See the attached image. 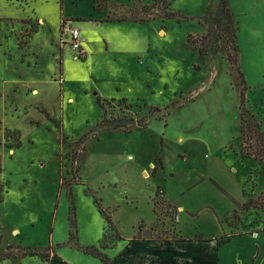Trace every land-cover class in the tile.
I'll list each match as a JSON object with an SVG mask.
<instances>
[{
	"label": "rangeland",
	"instance_id": "obj_1",
	"mask_svg": "<svg viewBox=\"0 0 264 264\" xmlns=\"http://www.w3.org/2000/svg\"><path fill=\"white\" fill-rule=\"evenodd\" d=\"M95 1L108 16L74 18L81 29L72 20L87 40L80 54L53 7L34 34L39 22L19 31L21 9L0 0L15 24L0 42V255L12 259L0 264L54 253L104 264L85 248L255 231L243 259L255 248L264 264V0H230L237 67L190 40L206 34L202 17L218 0ZM90 12L91 0H72L73 15ZM243 109L261 140L242 134ZM106 117L136 125L103 128Z\"/></svg>",
	"mask_w": 264,
	"mask_h": 264
},
{
	"label": "crops",
	"instance_id": "obj_2",
	"mask_svg": "<svg viewBox=\"0 0 264 264\" xmlns=\"http://www.w3.org/2000/svg\"><path fill=\"white\" fill-rule=\"evenodd\" d=\"M5 4H9L12 7L21 9L22 15L18 23V30H22L24 23L26 24L27 19L35 22H39V28L36 29L34 34H37L41 28L47 23V19H50L49 15H46L41 9L49 5L53 7L54 14L56 16L57 31L60 32L61 24L64 20H73L74 18H80L87 20L101 21L103 16H108V12L97 9V2L91 0L92 12L85 16H76L72 14V0H1ZM87 18V19H86ZM4 17L0 16V24H5L3 30L0 28V42L4 39L6 40L10 35H14V22H3ZM74 21V20H73ZM82 21V20H81ZM75 22V21H74ZM79 22V21H77ZM75 22L74 25L78 23ZM77 23V24H76ZM80 28V26L77 25ZM9 34H6L7 31ZM81 29V28H80ZM6 31V32H5ZM82 31V30H81ZM82 34L83 31H82ZM33 36L31 37V39ZM30 39V41H31ZM87 40L85 37L84 48L88 51L86 44ZM30 43V42H29ZM28 43V44H29ZM4 45V42L0 43ZM4 57L6 52L3 53ZM33 92H37L36 89ZM188 211V210H187ZM180 219V216H179ZM262 229V228H261ZM14 231H18L15 229ZM231 232V231H230ZM202 236L194 237H178L173 241L166 240H153V239H139V240H128L124 246H121L118 251L113 254H108L113 260V264H249L247 260L243 259L244 251L247 246H251L256 239L259 238L260 232L255 231L254 233L238 232L232 234L230 237L220 242L222 238L218 236ZM224 234V233H223ZM245 234V235H244ZM222 235V234H220ZM249 239H247V236ZM257 235V236H254ZM200 237V238H199ZM255 238V241H252ZM248 240L249 242H245ZM243 244H239V242ZM116 243H113L109 248H114ZM119 243L116 245L118 246ZM10 246V247H9ZM8 248H13L10 244ZM105 249V250H107ZM8 250V249H7ZM250 256V264H255L254 260L256 258L255 253L259 254V249L254 248ZM50 264H70L66 260H62L58 254H53ZM30 256L32 255H23ZM21 256V257H23ZM20 257V258H21ZM39 257V256H37ZM19 258V264H21ZM41 258V257H40ZM252 259V262H251ZM12 260L9 257L0 255V262H9ZM46 261V260H45ZM45 264H48L47 261Z\"/></svg>",
	"mask_w": 264,
	"mask_h": 264
},
{
	"label": "trees",
	"instance_id": "obj_3",
	"mask_svg": "<svg viewBox=\"0 0 264 264\" xmlns=\"http://www.w3.org/2000/svg\"><path fill=\"white\" fill-rule=\"evenodd\" d=\"M175 16L174 13L168 15V17ZM202 21L207 26V32L204 35L192 36L191 41L197 46L202 54H217L226 53L232 66L237 67L239 61V40L238 32L239 26L234 18V13L230 6V0H218L216 7H208L205 14L202 17ZM155 110H159L158 107ZM248 112L242 110L241 118V132L244 136H247L246 140H253L256 136L257 139L263 138L256 120L253 118H245V114ZM136 124L134 122L128 123L123 118H103L101 126L103 128L120 129L125 128L130 130ZM257 127V128H256ZM256 128V130L254 129ZM254 134L256 136H254ZM248 156H257L254 152H244ZM96 203L101 213L106 216L107 222L111 225V215L109 214L108 208L103 207L100 199L96 198ZM262 208V207H261ZM201 237V236H200ZM199 237V238H200ZM107 245H96L87 246L85 251L93 256L99 257L104 264H113V260L102 251ZM32 256L34 254H31ZM51 261L48 262L50 264Z\"/></svg>",
	"mask_w": 264,
	"mask_h": 264
},
{
	"label": "built area",
	"instance_id": "obj_4",
	"mask_svg": "<svg viewBox=\"0 0 264 264\" xmlns=\"http://www.w3.org/2000/svg\"><path fill=\"white\" fill-rule=\"evenodd\" d=\"M68 24H71V26L67 27V33H68V44L77 52L80 54H85L86 49L84 48V42L85 37L83 36L81 30L75 26H72V21L69 20Z\"/></svg>",
	"mask_w": 264,
	"mask_h": 264
}]
</instances>
